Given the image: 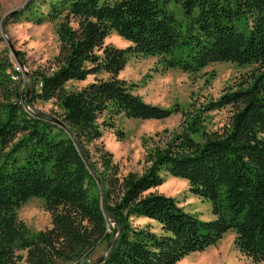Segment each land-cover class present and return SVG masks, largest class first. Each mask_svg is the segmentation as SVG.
Returning a JSON list of instances; mask_svg holds the SVG:
<instances>
[{
	"label": "trees",
	"instance_id": "trees-1",
	"mask_svg": "<svg viewBox=\"0 0 264 264\" xmlns=\"http://www.w3.org/2000/svg\"><path fill=\"white\" fill-rule=\"evenodd\" d=\"M46 1L45 12L37 2ZM24 11L37 24L63 13L79 21L76 29L59 24L61 61L38 77L30 95L32 103L58 101L62 125L19 102L7 73L12 64L0 55V152L9 147L0 165V264H17L15 249L26 250L27 264L73 259L111 236L105 212L121 232L100 264H175L229 230L242 254L264 263V0H31ZM112 30L131 44L104 45ZM131 55L157 56L162 70L187 73L217 62L257 68L250 82L208 105L238 106L226 133H203L202 142L179 136V143L151 151L142 173L120 178L112 153L100 148L97 160L90 156L87 145L100 138V126L113 128L119 114L164 119L179 110L146 103L118 78ZM101 73L106 77L98 78ZM89 75L94 81L66 89L68 81ZM166 174L187 179L190 192L211 203L214 218L202 220L175 198L150 191ZM114 194L120 196L113 202ZM32 197L43 199L52 226L30 237L15 210ZM132 215L156 220L161 232L132 226Z\"/></svg>",
	"mask_w": 264,
	"mask_h": 264
},
{
	"label": "rangeland",
	"instance_id": "rangeland-1",
	"mask_svg": "<svg viewBox=\"0 0 264 264\" xmlns=\"http://www.w3.org/2000/svg\"><path fill=\"white\" fill-rule=\"evenodd\" d=\"M29 1L31 0H0V55H7L12 64V69H8L7 73L10 74L12 85L19 87V102L25 103L26 109L31 112L33 109L29 105L58 119V116L63 113L58 101L36 99L32 103L30 95L38 77L53 73L61 61L58 58L59 24L67 22L70 27L76 29L79 20L71 15L67 17L63 13L53 21L37 24L24 11ZM98 1L101 3L114 0ZM37 3L43 11H47V1ZM12 11L14 12L9 15ZM13 15L18 16L13 18ZM178 16L180 17L181 14L178 13ZM106 44L126 48L131 43L112 30L104 39V45ZM256 68V65L240 66L232 62H217L196 73H187L179 68L162 70L157 56H129L118 78L125 80L132 88V92L139 95L146 103L168 109L177 107L179 110L164 119L127 118L122 114L115 116L113 128L100 126V138L87 145L91 158L97 160L100 148L109 151L112 153L114 163L118 165L119 177L123 178L129 172L142 173L149 165L151 151L162 150L173 141L179 143V136L189 135L196 142H202L203 133H206V136L226 133L238 106L227 105L219 109H210L208 105L222 94L237 89L247 81L250 82V77ZM97 77L105 78L106 74L101 73ZM94 79L93 75H89L83 81H68L65 87L67 90H78ZM40 85L41 83L37 84L38 87ZM28 86L30 87L29 105L26 104ZM2 99L0 92V100ZM105 118H107L106 113L98 118V122L101 123ZM195 119L198 120L196 123ZM58 120L62 123L60 119ZM194 130L197 131L194 132ZM117 132H121V138L117 137ZM8 149L9 147L4 152ZM4 152H0V165ZM96 166L100 170V165L96 163ZM98 185L101 196L102 193L104 196L105 209V195L99 179ZM150 191L175 198L185 211L202 220L214 218L211 203L192 194L187 179L166 174L164 183ZM119 196L120 194H114L112 201H117ZM15 215L17 220L23 222L30 237L52 226L50 213L45 210L41 197L30 198L15 210ZM105 215L107 231L111 235L108 239L98 242L94 247L86 249L83 254L73 259L59 260L55 264H94L101 257H105L106 260L111 243L114 240L116 242L121 231L114 237L113 232L118 228L114 222L116 219L111 218L107 212ZM129 222L132 226L142 228L148 226L156 233L161 232V225L153 219L132 215L129 217ZM234 240L235 233L229 230L214 245L202 251L191 252L175 264H264L242 254ZM25 256L26 250H14L13 257L17 259V264H27Z\"/></svg>",
	"mask_w": 264,
	"mask_h": 264
},
{
	"label": "water",
	"instance_id": "water-1",
	"mask_svg": "<svg viewBox=\"0 0 264 264\" xmlns=\"http://www.w3.org/2000/svg\"><path fill=\"white\" fill-rule=\"evenodd\" d=\"M15 11V10H14ZM14 11H12L11 13H9V15L10 14H12ZM8 15V16H9ZM29 93H30V87L28 86L27 87V91H26V104H28L29 105V102H28V96H29ZM29 107L31 108V109H33V112L38 116V117H41V118H44V119H48V120H51V121H53V122H55V123H58V124H61L62 125V123L58 120V119H56L55 117H53V116H51V115H48V114H46V113H43V112H41V111H39V110H37V109H35V108H32V106H30L29 105ZM102 198H101V206H102V208L104 209V196H103V193H102V196H101ZM114 222L116 223V225L118 226V228L116 229V230H114V232H113V236L115 237L120 231H121V228H120V226L118 225V223H117V221L116 220H114ZM115 244V240L111 243V246L109 247V250H108V254H110V252L112 251V247H113V245ZM105 260V257H101L100 259H98L94 264H99V263H101L102 261H104Z\"/></svg>",
	"mask_w": 264,
	"mask_h": 264
}]
</instances>
